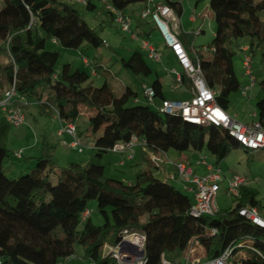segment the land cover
I'll return each instance as SVG.
<instances>
[{"label":"trees","instance_id":"obj_1","mask_svg":"<svg viewBox=\"0 0 264 264\" xmlns=\"http://www.w3.org/2000/svg\"><path fill=\"white\" fill-rule=\"evenodd\" d=\"M3 1L0 8V100L15 83L18 96L24 99H16V107L24 113L32 105L43 114L53 112L67 127L74 126L73 136L79 144L77 121L83 115L81 106L84 105L90 112L92 133L97 135L102 131V134L95 139V159L85 165L71 162L58 170L45 136L39 155L29 157L35 160V168L30 173L10 178L4 165L10 156L5 142L13 125L5 117L0 120V264H62L73 258L76 246L82 249L83 261L117 264L107 251L119 242L123 230L146 236L145 264H161L163 255L175 264H183L188 250L196 244L202 248L201 261L216 258L231 247L235 257L246 264H264V229L238 212L243 205L256 207L258 204L256 193L245 184L236 196L239 205L234 210L219 211L216 216L192 217L189 214L192 199L169 179L154 180L144 170L137 174L134 183L118 182L121 185L115 186L106 177L105 166L100 161L105 152L113 151L115 144H128L133 138L146 143L147 153L174 150L180 162L188 165L189 159L182 158L184 153L201 151L205 145L217 162L239 147L249 149L227 129L195 125L179 115L153 110L146 95L148 103L140 104L137 93L129 87L117 97L108 82L95 86L91 73L86 70L65 64L57 71L60 55L46 50L47 40L71 49L107 46L97 29L87 23L74 5L77 2L95 10L92 0H84V3L75 0ZM104 1L114 21L110 8L132 17L126 13L130 5L148 6V0ZM261 3L264 6V0ZM164 4L181 15L179 2L166 0ZM209 6L216 24L211 44L196 48L190 33H182L179 39L192 60H199L218 105L228 111L231 95L241 89L233 65L236 48L241 49L239 39H248L244 51L249 52L251 62L259 55L264 63V19L259 15L260 3L255 4L254 0H210ZM151 33L152 29L138 34L149 38ZM88 62L85 58L84 63ZM90 62L94 70H105L95 60ZM123 65L136 74L152 73L139 50L129 59H123ZM252 75L251 66L249 76ZM252 80L264 92V77L259 81L251 77ZM182 84L193 92L192 81L184 74ZM151 88L154 98L164 99L160 87ZM255 120L264 128V98L257 103ZM19 158H24L22 153ZM146 159L144 153L143 160ZM53 173L60 186L52 183ZM92 200L97 202L98 212L105 219L101 226L91 222L88 207ZM85 212H88L86 217Z\"/></svg>","mask_w":264,"mask_h":264},{"label":"rangeland","instance_id":"obj_2","mask_svg":"<svg viewBox=\"0 0 264 264\" xmlns=\"http://www.w3.org/2000/svg\"><path fill=\"white\" fill-rule=\"evenodd\" d=\"M165 1L153 0L149 6L153 7L154 4ZM172 1L181 4L182 13L181 15L175 14L177 21H170V26L177 25L182 29V32L193 34L190 38L196 48L210 45L216 28L214 15L209 6L210 0ZM254 2L255 4L260 3L259 15L264 19V6L261 0H254ZM92 3L96 6L95 10H89L86 5L77 2L74 5L80 10L87 23L92 28L97 29V32L107 43V46H101L98 49L90 46L87 48L84 46L79 49H71L64 48L53 40H47L46 50L57 51L60 55L56 64L57 71H61L65 64H71L73 69L86 70L91 73V81H93L95 86L100 87L104 82H108L117 97H120L125 89L129 87L137 93V99L140 104L148 103L144 94V86L160 87L164 98L188 99L192 97V93L185 88H175V80L177 78L171 72L172 69L178 70L180 65L174 57L171 55L167 56L163 51V38L151 17H142L143 22L147 23L146 30L154 27L149 39L140 36L135 29L137 24L135 16L144 8V5L132 4L126 9V13L132 15L133 22L131 24V31L124 32L121 26L112 18L108 10V4L104 0H92ZM3 5L4 1L0 0V8ZM192 16L196 18L195 22L190 20ZM133 35H135V38H132ZM145 40L156 49V53L160 55V60L150 57V51L144 47ZM239 45L241 49L236 48L233 65L235 74L241 83V89L231 95V102L227 112L230 116L235 117L236 120L242 123H249L255 119L254 114L257 112V103L264 98V92L257 83L254 86H250L251 77L256 78L257 81L264 77V63L260 61V56L257 55L251 62L253 75L249 76L244 64L246 55H249L248 51H244V48L248 47V39H239ZM84 50L85 52L82 54ZM136 50L141 51L143 54L147 64L152 69L151 74L147 76L142 73L136 74L124 67L123 59H129ZM85 58L88 59L89 65L84 63ZM94 60L103 66L105 70H94L90 62ZM159 79L160 83L158 82ZM247 86L249 89L244 95L243 89ZM161 103L162 98L157 96L150 102V106L153 110L158 111L161 108ZM81 110L83 111V115L77 121L80 132V144L75 147L71 145L75 141L74 136L66 131L67 124L56 118L53 112L44 115L35 105L26 110L24 123L19 127L11 126L5 142L10 150V156L4 163L7 176L17 178L21 174L30 173L35 168V160L29 159V157L39 155L45 136L51 144V154L56 164V170L68 166L71 162L85 165L91 159H95L96 150L94 143L96 136H100L102 131L94 135L89 126L90 112L84 105L81 106ZM4 117L5 114L0 109V120ZM17 153H22L24 158H19L16 155ZM131 154V151L124 153L107 151L100 158V161L105 166V175L111 180L113 185L120 186L121 183L118 182H122L123 180L125 184H128V182L136 179L140 171L144 170L149 175L151 174L154 180L165 181L167 175L174 172L172 162H180L179 155L174 150L165 153L163 156L164 162L161 163L160 168H155L151 159V154L153 156L156 153L148 152L146 154V161L140 155L134 160H128ZM184 154L183 160L189 159L188 163L198 176H208L210 172L207 167H213L214 169L221 168L222 181H220V190L216 198V205L220 212L234 210L239 205L237 198L228 193L229 181L234 175H239L245 179V185L256 193L258 200L256 206L257 212L264 218V148L246 150L243 147H239L233 150L221 162L216 161L215 157L208 151L206 145L201 151H191ZM156 155L158 156V153ZM159 156H162V154H159ZM148 159L150 160V164L148 163ZM121 160L125 161L126 165H120ZM50 177L55 186H60L55 173L51 174ZM169 181L177 189L187 193L194 202V194L189 189L192 187L190 183L180 179ZM97 207V202L92 200L89 203L88 210L91 222L94 225L101 226L105 223V219L99 214ZM194 248L196 249L194 258L198 259L202 256V248L198 245ZM105 252L103 250V253ZM82 254L80 246H76L73 258L62 264H93L90 261H83Z\"/></svg>","mask_w":264,"mask_h":264},{"label":"built area","instance_id":"obj_3","mask_svg":"<svg viewBox=\"0 0 264 264\" xmlns=\"http://www.w3.org/2000/svg\"><path fill=\"white\" fill-rule=\"evenodd\" d=\"M83 2L84 0H75ZM153 0H148V6L142 13V17H151L156 28L159 30L160 35L163 38V44L170 49L172 55L180 65L181 70L172 69V74L177 78L175 80V88L183 87L182 75H186L193 84L194 90L192 97L189 99H162L161 112L171 115H179L183 120L203 126H216L227 129L229 134L235 138L242 146L249 150H255L264 148V128L257 120H252L249 123H242L236 120L235 117L218 105L215 99V92L207 85L202 70L200 68L199 60L194 62L184 45L180 41L179 37L172 31L170 21L173 17V10L170 6L164 3L154 4L150 7L149 4ZM110 8V7H109ZM115 15V21L121 26L122 31L130 32L133 17L130 15L122 14L120 11L110 8ZM195 17H192L194 20ZM144 47L150 51V57L156 60H160V55L156 53V49L144 43ZM246 50V48H244ZM244 64L246 66V72L251 75V57L246 55ZM254 86V81H251V85ZM249 87L243 89L245 95ZM144 94L152 101L155 92L151 87L144 86ZM20 99L16 91L15 83L5 91L2 99L0 100V109L5 114V119L8 123L15 127L21 126L25 121V113L20 107L14 105V101ZM256 118V114H254ZM71 135L75 134V128L73 125H69L66 129ZM79 142L75 141L72 146H78ZM136 146L147 149V145L144 141H138L137 138H133L128 144H115L113 147L114 152L124 153L131 151L134 153ZM162 154V156H159ZM20 157V153L16 154ZM165 153L160 152L158 156L155 154L151 159L153 164L160 168L161 163L164 162ZM133 154L130 155L132 157ZM174 165V172L167 175V179L175 180L180 179L188 182L192 185L190 191L194 194V202L189 210V214L192 217L201 216H216L219 210L216 205V198L218 191L220 190V181H222L221 168L214 169L213 167H207L209 170L208 176H198L190 165L186 162H172ZM245 184V179L239 175H234L228 183V193L232 196L239 195L240 187ZM238 212L240 215L245 216L251 220L254 224L264 229V218L261 217L257 208L253 206L243 205L239 207ZM88 215V212L84 213V217ZM215 233V230H212ZM146 236L137 231L123 230L119 242L108 249V253L114 258L117 264H145L146 252H145ZM200 246L199 244H196ZM196 245L191 246L184 259L183 264H246L244 260L236 258L233 254V248L228 247L218 257L201 261V258H194ZM161 264H175L166 259L163 255L161 258Z\"/></svg>","mask_w":264,"mask_h":264},{"label":"crops","instance_id":"obj_4","mask_svg":"<svg viewBox=\"0 0 264 264\" xmlns=\"http://www.w3.org/2000/svg\"><path fill=\"white\" fill-rule=\"evenodd\" d=\"M161 3H164V2H161ZM144 9L145 8H143L140 12H139V14H137L136 16H135V19H137L138 20V17H139V15L140 14H142L143 13V11H144ZM173 17H172V19H171V21H173V22H175V21H177V16L175 15L176 13L173 11ZM128 14V13H127ZM193 17V16H192ZM192 17L190 18V20L192 21V22H195L196 21V18L194 19V20H192ZM137 22V24H136V30H137V32L139 33V32H142V31H144V30H146L145 28H146V25H144V22H143V19H140V20H138V21H136ZM154 27H152V29H153ZM171 29H172V31L178 36V37H180L181 35H182V33H184V32H182L181 30V28L180 27H178L177 25L176 26H173V27H171ZM202 31V30H201ZM135 35H133V37L132 38H135L134 37ZM147 39H149V38H147ZM146 42H144V43H147V40H145ZM149 45V44H148ZM151 46V45H150ZM151 47H153V46H151ZM154 48V47H153ZM162 48H163V51L165 52V54L167 55V56H172V57H174L173 55H172V53H171V51H170V49H168L163 43H162ZM175 58V57H174ZM177 70V69H176ZM181 70V68H179L178 69V71H180ZM159 81H160V79H159ZM161 82V81H160ZM183 88H185V87H183ZM166 99H173V98H166ZM181 99H183V98H181ZM189 99V98H188ZM44 115H45V113H44ZM72 145V144H71ZM74 147V146H73ZM144 153L145 154H147V150L146 149H144V148H142V147H139V146H136L135 147V149H134V153H132L133 154V156L132 157H130V155H129V158H128V160H134V159H136L137 158V156L138 155H140L141 156V158H143L144 159ZM120 165H126V162L125 161H123V160H121L120 161ZM140 172H142V171H140ZM139 172V173H140ZM170 174V173H169ZM124 181V180H123ZM122 181V182H123ZM135 182V180L134 181H130V182H128V184H131V183H134Z\"/></svg>","mask_w":264,"mask_h":264}]
</instances>
